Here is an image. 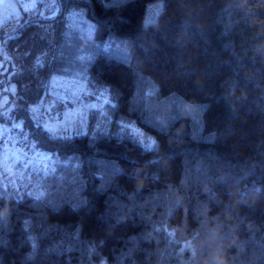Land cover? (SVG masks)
<instances>
[{"label":"trees","instance_id":"16d2710c","mask_svg":"<svg viewBox=\"0 0 264 264\" xmlns=\"http://www.w3.org/2000/svg\"><path fill=\"white\" fill-rule=\"evenodd\" d=\"M154 1L58 0L50 19L27 18L9 35L0 27L10 51L34 60L50 47L40 26L59 33L65 12L80 9L97 42L130 53H97L87 70L110 93L106 129L92 118L83 134H54L18 113L55 167L41 196L0 187V264H264V0H161L146 28ZM171 98L204 104L200 136L165 108L162 128L146 119L158 114L148 102ZM124 121L157 149L116 134Z\"/></svg>","mask_w":264,"mask_h":264},{"label":"rangeland","instance_id":"374dc122","mask_svg":"<svg viewBox=\"0 0 264 264\" xmlns=\"http://www.w3.org/2000/svg\"><path fill=\"white\" fill-rule=\"evenodd\" d=\"M162 7L161 0L149 3L144 25L149 16L158 11L156 21ZM59 12L58 0H0V27L9 35L27 18L50 19ZM64 17L66 20L59 33L53 25L40 26L38 35L45 37L50 47L34 60L28 59L27 51H10L7 48L9 37L0 38V187L16 197L41 196L43 179L55 167L50 155L39 150L28 135L23 116L18 113L26 109L35 124L54 134H83L92 118L95 128L106 129L110 121L107 112L110 93L107 88L89 85L88 67L97 53L126 62L130 60L128 49L120 43L94 39L95 25L82 10L70 9ZM39 69H44V73L37 72ZM28 97H36V100L25 107ZM147 107L151 113L155 110L158 113L159 109L165 111V108L172 117L188 116L191 134L200 136L204 104L171 98L165 105L159 104L160 108L156 102H148ZM146 119L162 128L166 116L158 113ZM121 124L115 133L125 136ZM211 136L201 135L204 139Z\"/></svg>","mask_w":264,"mask_h":264},{"label":"snow or ice","instance_id":"6c2138e0","mask_svg":"<svg viewBox=\"0 0 264 264\" xmlns=\"http://www.w3.org/2000/svg\"><path fill=\"white\" fill-rule=\"evenodd\" d=\"M156 14H158V11ZM156 14L150 15L149 18L145 21L146 28L155 23ZM148 94L150 95L151 91ZM121 130L128 139L132 140L134 143H137L138 145L143 147L145 151L153 152L158 147V142L155 139L148 137L146 133H144L139 128H137L136 125L131 121L122 122ZM2 196H3V193L0 192V201H2ZM169 235H172V234L170 233Z\"/></svg>","mask_w":264,"mask_h":264}]
</instances>
